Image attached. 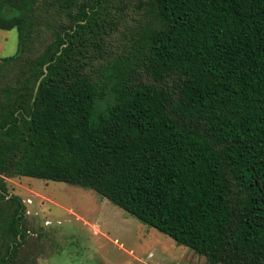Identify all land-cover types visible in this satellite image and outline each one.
I'll return each mask as SVG.
<instances>
[{
  "label": "trees",
  "instance_id": "1",
  "mask_svg": "<svg viewBox=\"0 0 264 264\" xmlns=\"http://www.w3.org/2000/svg\"><path fill=\"white\" fill-rule=\"evenodd\" d=\"M11 29L0 264L40 251L15 177L90 190L207 264H264V0H0Z\"/></svg>",
  "mask_w": 264,
  "mask_h": 264
},
{
  "label": "rangeland",
  "instance_id": "2",
  "mask_svg": "<svg viewBox=\"0 0 264 264\" xmlns=\"http://www.w3.org/2000/svg\"><path fill=\"white\" fill-rule=\"evenodd\" d=\"M16 46V31L0 30V58ZM4 183L21 200L37 264H207L90 190L27 177Z\"/></svg>",
  "mask_w": 264,
  "mask_h": 264
},
{
  "label": "water",
  "instance_id": "3",
  "mask_svg": "<svg viewBox=\"0 0 264 264\" xmlns=\"http://www.w3.org/2000/svg\"><path fill=\"white\" fill-rule=\"evenodd\" d=\"M43 73H45V69L43 68Z\"/></svg>",
  "mask_w": 264,
  "mask_h": 264
}]
</instances>
